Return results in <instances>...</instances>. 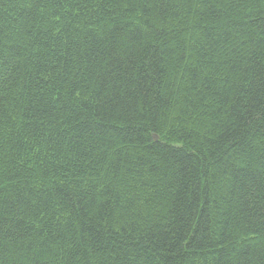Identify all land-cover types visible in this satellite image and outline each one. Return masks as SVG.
<instances>
[{"label":"trees","instance_id":"16d2710c","mask_svg":"<svg viewBox=\"0 0 264 264\" xmlns=\"http://www.w3.org/2000/svg\"><path fill=\"white\" fill-rule=\"evenodd\" d=\"M0 264H264V0H0Z\"/></svg>","mask_w":264,"mask_h":264},{"label":"water","instance_id":"95a60500","mask_svg":"<svg viewBox=\"0 0 264 264\" xmlns=\"http://www.w3.org/2000/svg\"><path fill=\"white\" fill-rule=\"evenodd\" d=\"M156 139V138H155Z\"/></svg>","mask_w":264,"mask_h":264}]
</instances>
